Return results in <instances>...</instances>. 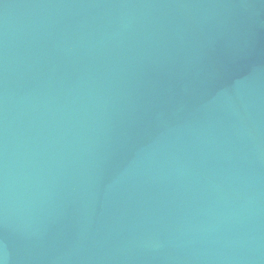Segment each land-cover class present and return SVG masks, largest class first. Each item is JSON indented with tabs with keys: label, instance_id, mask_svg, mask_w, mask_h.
I'll list each match as a JSON object with an SVG mask.
<instances>
[{
	"label": "water",
	"instance_id": "obj_1",
	"mask_svg": "<svg viewBox=\"0 0 264 264\" xmlns=\"http://www.w3.org/2000/svg\"><path fill=\"white\" fill-rule=\"evenodd\" d=\"M0 264H264V0H0Z\"/></svg>",
	"mask_w": 264,
	"mask_h": 264
}]
</instances>
